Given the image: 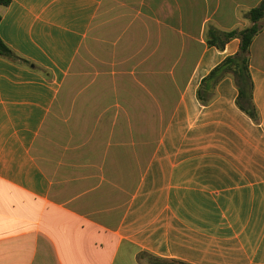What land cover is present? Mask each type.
<instances>
[{
	"label": "crops",
	"instance_id": "1",
	"mask_svg": "<svg viewBox=\"0 0 264 264\" xmlns=\"http://www.w3.org/2000/svg\"><path fill=\"white\" fill-rule=\"evenodd\" d=\"M261 1L0 8L1 38L30 62L0 56V264H264V18L250 53L259 119L238 106L232 77L199 99L204 78L240 48L239 38L210 46L209 33L252 26L247 14ZM96 46L126 76L113 81L108 111L91 117L106 139L43 160L53 108L77 58ZM135 120L147 121L140 142Z\"/></svg>",
	"mask_w": 264,
	"mask_h": 264
},
{
	"label": "rangeland",
	"instance_id": "2",
	"mask_svg": "<svg viewBox=\"0 0 264 264\" xmlns=\"http://www.w3.org/2000/svg\"><path fill=\"white\" fill-rule=\"evenodd\" d=\"M117 79L125 81L126 76L111 73L108 48L96 46L89 56L77 58L64 92L41 134L39 155L43 160H60L64 147L79 141L102 142L106 139L105 136L94 135L91 117L95 111H108L110 98L117 93L113 84ZM121 94L124 95L122 91ZM92 97H99L98 103H91L89 98ZM137 106L142 110L141 105ZM153 122L150 121L151 126ZM105 123L108 127L109 121ZM142 123L147 125V121H134L135 142L142 141ZM152 138L154 140L155 136Z\"/></svg>",
	"mask_w": 264,
	"mask_h": 264
},
{
	"label": "trees",
	"instance_id": "3",
	"mask_svg": "<svg viewBox=\"0 0 264 264\" xmlns=\"http://www.w3.org/2000/svg\"><path fill=\"white\" fill-rule=\"evenodd\" d=\"M12 0H0V8H6L11 4ZM247 17L253 22L252 26L242 30H233L228 32L213 31L209 33L208 44L218 49H224L227 42L233 38L240 39V48L237 54L227 57L221 64L216 66L207 77L204 78L200 89L199 99L202 103L209 102L208 98L203 97V90H214L216 85L226 77H232L238 88L239 95L237 104L245 113L253 120L259 119V112L253 100L254 82L252 79L251 64V46L255 37L259 34L261 27L259 22L264 18V0L254 8H252ZM2 16L0 13V22ZM0 56L13 62L30 63L27 59L19 56L12 48H10L0 36ZM151 264H186L179 261H169L159 259L157 257L150 258Z\"/></svg>",
	"mask_w": 264,
	"mask_h": 264
}]
</instances>
